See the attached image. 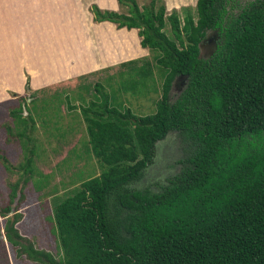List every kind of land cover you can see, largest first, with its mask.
Listing matches in <instances>:
<instances>
[{"label":"trees","instance_id":"1","mask_svg":"<svg viewBox=\"0 0 264 264\" xmlns=\"http://www.w3.org/2000/svg\"><path fill=\"white\" fill-rule=\"evenodd\" d=\"M117 1L127 13L96 5L91 12L95 21L138 29L140 45L148 49L132 67L141 92L136 83L124 86L141 97L161 71L155 108L149 113L139 103L133 108L129 100L139 99L120 91L110 98L102 83L95 84V99L86 104L66 94L68 111L83 118V147L100 172L86 178L85 170L79 188L54 206L52 233L62 258L18 233L19 214L5 224V237L39 264H264V0L238 6L232 0H197L195 19L190 6L181 7L182 26L176 9L165 16L163 0L158 6L156 0L143 6L138 0ZM208 31H216L217 38L203 57L200 44ZM148 54L154 67L145 61ZM179 75L187 76L185 85L170 100ZM53 95L57 102L58 92ZM52 102L38 107L31 98L10 110L16 132L5 128L23 149L17 168L0 153L6 169L20 173L11 186L12 202L18 190L22 199L23 187L36 174L35 158L44 150L34 137L37 122L62 126ZM170 132L184 143L179 170L158 190L136 187L153 162L156 143Z\"/></svg>","mask_w":264,"mask_h":264},{"label":"crops","instance_id":"2","mask_svg":"<svg viewBox=\"0 0 264 264\" xmlns=\"http://www.w3.org/2000/svg\"><path fill=\"white\" fill-rule=\"evenodd\" d=\"M196 1L163 0L166 10L170 11L183 6L194 7ZM92 5L102 11L125 12L117 0H0V108L4 107L5 116L6 113L9 116L4 121V111L0 109V152L15 168L23 162L20 142L15 137L8 141L10 136L3 127L5 123L16 132L9 113L19 106L20 97L27 96V102L36 99L38 107L52 101V105L57 103L62 123L54 127L49 122V126L42 127L37 122L34 137L44 150L42 156L35 158L36 174L23 187L22 199L18 193L13 205L11 186L19 180L20 173L10 170L6 173L0 167V264H39L25 254L20 255L17 247L5 237V232L3 235L5 224L15 214L19 217L14 228L20 235L31 239L36 248L62 258L57 236L52 233L56 228L54 206L79 188L78 182L81 184L84 180L83 166L95 162L92 153L83 147L86 140L83 118L77 111H68L64 97L68 94L76 103L86 104L97 93H90L88 98L82 95L83 85L89 86L88 77L99 75L108 90V82L120 74L117 69L137 66L136 56L148 53V49L140 45L137 28H118L108 20L95 21ZM27 84L29 89L26 90ZM64 85L71 89H65ZM58 86L61 89L46 94ZM54 92H58L57 102ZM92 176L89 174L86 178ZM32 197H35L39 212H30L27 207ZM29 223L36 224L37 229L41 228L53 238L54 248L42 246L40 240L35 239L36 234L25 230Z\"/></svg>","mask_w":264,"mask_h":264},{"label":"rangeland","instance_id":"3","mask_svg":"<svg viewBox=\"0 0 264 264\" xmlns=\"http://www.w3.org/2000/svg\"><path fill=\"white\" fill-rule=\"evenodd\" d=\"M246 1H250V0H232V4L234 6L243 5ZM149 2H150V0H138V5L139 6L148 5ZM159 4H160V0H156L155 6H158ZM190 7H191L190 11L192 12V15L194 16V19H195L196 18L195 17L196 11L193 9V6H190ZM124 11L127 13V11H128L127 6L124 7ZM172 11L173 10H171V11L166 10V8H165V16L170 15ZM176 11L180 15L179 25L182 26V24H183L182 18H183V14L185 13V11L182 8L177 9ZM165 31L168 35H171L170 22L168 20H167V23L165 26ZM216 38H217L216 31H208L207 32V38L200 44L201 56L207 57L208 55H210L212 53V51L214 50V47H215L213 40H215ZM115 39H116V41H118L117 35L115 36ZM124 39L125 38L123 37V40ZM211 39H213V40L211 41ZM136 57H138V56H136ZM147 60L153 66L154 61L152 59L151 54H148L147 56H145V61H147ZM117 70H119L120 74H117L115 76L114 81H109L108 82L109 85L107 84V87H106L109 90L110 98H111V92L112 91L116 92V94L120 91L121 92L120 96H122V97L123 96H127L128 98L129 97H136L137 99H139L138 101H135L134 99L129 100V102L133 106V108H139V105H138V103H139V104H142L144 106L142 108H146L147 113L152 112L155 108V102L157 101V99H159L160 94H161V85H162V81H163V76L159 75V74H161V71L158 73L157 80H153V81L149 80L148 86L145 87L146 93L143 92L144 94H142L141 97H138L139 95L132 94V88H129V87L127 88L124 86L127 83H136V84H138V91H140L139 89L142 86V83L139 81V78L134 73H132L133 72L132 66L129 65V66H126L124 68L122 67L121 69H117ZM99 78H100L99 75H93L92 77H88V79H86V80H88L89 86L86 84L83 85L84 82L88 83L87 81H84V82L82 81L83 82V84H82L83 85L82 95L87 97V96H90L93 92H95V84L98 82L99 83L103 82V81H100ZM94 79H96L98 81H94ZM154 81H155V84H154ZM27 86L25 87L26 90H27ZM182 87H183L182 81L180 83H178L177 87H175V86L171 87L170 93H169L170 100H173L177 97V95L179 94V90ZM64 88L65 89L66 88L71 89L67 85H64ZM59 89H61V86L55 87L54 89H50L49 90L50 92L46 91V94H50L53 91H58ZM73 90H75V89H73ZM147 96H149V98H147ZM143 97L147 100L142 99ZM23 99H26V101H28L27 96H25L24 98H22V97L18 98V101L21 103V106L24 107V105L26 104V101H24ZM148 99L151 100V103ZM118 102L122 103V101L120 99L118 100ZM146 102L150 103L149 107H147ZM113 104L115 105L114 102H113ZM119 106H121V104ZM0 109L4 111V114L2 117H3V120L5 121V119L7 117L9 118V116L7 113L5 116L4 107H2ZM143 110H145V109H143ZM134 111L139 115L146 114V113H143L142 110L141 111L134 110ZM23 113L26 114L25 108H24ZM10 117H11V115H10ZM6 125L7 124L3 123V127H5ZM12 138L13 137H9L7 140L11 141ZM73 142H74V140L72 141V143ZM69 145H71V144H69ZM183 149H184V143L182 142V140H180V137L177 135L176 132H170L163 140L158 141L155 145V153H154L153 162L147 167V169L144 172L142 179L140 181L136 182L135 186L140 187V188L141 187H149L151 190H158L161 185H164L167 182L169 177H171L174 173H176L179 170V168L181 166L180 159H182L185 156L184 155L185 152H183ZM60 164L61 165H59V166H62V162ZM39 165H40V163H39ZM0 167H2V169H4V172H6V173L9 172V169H6L4 163H2L1 161H0ZM85 169H86V172H85L86 176H88V173H91L92 175H94V174H99V172H100L96 163L93 161L91 162V164L88 163L87 165L83 166V171H85ZM64 180H66V179L64 178ZM79 184H80V182H78V184H77L78 187L80 186ZM18 193L20 194V190L17 191V195H18ZM14 200H13V202H14ZM28 201L27 202L29 205L27 207H29L30 212H34V211L39 212V209L36 207L35 197L29 198ZM13 202H12V205H13ZM33 225H36V224L29 223L24 227V229L32 231L31 234H36V235L40 234V236L34 235V237H36L35 239L40 240V243L42 246L49 247V245H52L51 247H53V245H54L53 238H51L41 228L37 229V225L36 226H33ZM35 230H37V231H35ZM3 235H4V229H3ZM3 235H2V237L4 238ZM25 237H26V239H29V238H27V236H25ZM29 240H31V239H29ZM5 242H7V241H5ZM1 244H2V241L0 242V245ZM5 246H7V245L5 244Z\"/></svg>","mask_w":264,"mask_h":264},{"label":"water","instance_id":"4","mask_svg":"<svg viewBox=\"0 0 264 264\" xmlns=\"http://www.w3.org/2000/svg\"><path fill=\"white\" fill-rule=\"evenodd\" d=\"M186 78H187V76L186 75H179L178 77H176L175 79H174V81H173V84H172V86L174 87H177V85H178V83H180L181 81H182V86H184L185 85V80H186ZM183 88V87H182ZM181 88V89H182ZM180 89V90H181Z\"/></svg>","mask_w":264,"mask_h":264},{"label":"flooded vegetation","instance_id":"5","mask_svg":"<svg viewBox=\"0 0 264 264\" xmlns=\"http://www.w3.org/2000/svg\"><path fill=\"white\" fill-rule=\"evenodd\" d=\"M213 39H211V41H212ZM214 42H215V40H213ZM215 44V43H214Z\"/></svg>","mask_w":264,"mask_h":264}]
</instances>
